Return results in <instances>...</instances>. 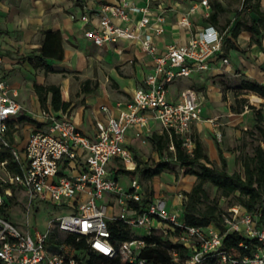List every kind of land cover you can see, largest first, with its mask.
Returning <instances> with one entry per match:
<instances>
[{
  "label": "built area",
  "instance_id": "built-area-1",
  "mask_svg": "<svg viewBox=\"0 0 264 264\" xmlns=\"http://www.w3.org/2000/svg\"><path fill=\"white\" fill-rule=\"evenodd\" d=\"M158 1L159 12L154 16L149 5L137 7L126 0L103 2L97 9L82 5L79 19L86 39L97 46L128 39L152 59L144 86L124 104L115 103L117 115L97 120L93 136L76 126L68 108L45 107L34 117L40 123L29 129L22 144H17L21 105L17 91L6 80L0 56V264H86L89 253L143 264L138 255L147 246L144 236L155 232L164 221L170 230L180 228L177 240L189 252L184 264H199L208 253L218 264H264V216L260 210L248 212L236 203L228 207L224 215L227 230L257 241L251 255L235 256L221 248L223 235L214 226H187L167 211L164 196L147 199L136 177L130 178L125 187L111 168L114 159L124 168H134L136 162L125 145L126 130L136 127L135 135L141 137L150 131L148 119L159 123L160 133L179 137L185 152L192 155L195 142L191 128L201 119V93L187 86L180 91L179 100L172 101L167 98V87L193 70H207L216 57L222 65L228 64L222 56L224 32L213 24L203 26L185 44H168L159 52L154 37L163 33L166 0ZM200 3L209 6L207 0ZM136 12L143 15L133 27L121 25L131 21L130 14ZM179 24L190 26L188 14ZM148 27L151 32L141 35L140 31ZM100 109L108 111L105 105ZM169 149L173 150L172 143ZM20 190L27 200V210L34 201H45L65 203L74 212L56 217L44 232H23L6 216ZM32 209L38 210V206ZM114 222L146 232L113 242L110 224ZM166 235L165 229L163 239ZM78 241L83 242L81 249L74 245ZM171 256L178 262L177 252H171Z\"/></svg>",
  "mask_w": 264,
  "mask_h": 264
},
{
  "label": "crops",
  "instance_id": "crops-1",
  "mask_svg": "<svg viewBox=\"0 0 264 264\" xmlns=\"http://www.w3.org/2000/svg\"><path fill=\"white\" fill-rule=\"evenodd\" d=\"M114 1L116 0H82V2L79 0H0L2 68L6 80L17 91V100L21 105L18 117L19 130L15 136L17 144H22L29 129L40 123L34 118L35 114L42 109L34 91L35 84L58 85L61 88L62 101L70 102L67 108L73 122L88 136L94 135V125L97 120L105 121L108 116L117 115L116 102L124 104L137 88L144 86V79L152 68V59L140 49L138 44L128 39H121L117 43L97 46L83 36V25L79 19L82 5L86 4L97 9L103 2ZM126 1L137 7L149 5L153 16L159 12L158 0ZM200 1L166 0L164 2L163 33L154 37V44L159 52L164 51L168 44H185L203 26L212 24L208 21V17L212 12L210 3L213 0H207L208 7L201 5ZM215 1L225 9L218 14L217 25H213L224 32L222 56L228 59V64L222 65L220 57H216L209 62L207 70H193L189 76L175 79L167 87V98L177 101L183 88L187 86L197 88L201 93L199 100L201 119L192 125V138L194 142L196 140L200 142L202 151L217 166L220 164L218 162L220 150L228 170L230 162L237 157L235 156L237 151L232 149L236 143L235 138L241 136L242 129L251 128L255 122L253 109L245 105L237 109L233 106L234 101L243 94L234 96L229 90L232 87H239L242 81L264 85V30L255 36L259 43L252 40L251 33L246 29H241L236 37H232L229 29L238 12L239 18L248 22L256 21L258 15L250 8H243L241 0ZM260 2L264 4V0ZM260 9L264 10L261 6ZM185 14H188L189 27L179 24L181 17ZM142 15L141 12L131 13L132 20L123 21L121 25L132 24L133 27ZM227 21H229L228 27L221 29L220 27ZM46 30L57 32L60 41L61 58L46 59V63L55 70L54 72H45L41 67L34 68L28 61V58L39 53ZM146 32H151V29L143 28L140 34L143 35ZM17 50L23 53L25 59L13 58V52ZM72 74H76L79 80L71 85ZM86 79L97 81L94 92H81L82 82ZM71 86L72 95L69 92ZM25 90L28 93L23 94L22 101L20 94ZM241 90L244 92V89ZM247 93L249 99L250 95L254 94L249 91ZM258 97L259 101L254 102L260 105L255 107L253 102H250V105L264 115V98ZM25 100L31 101L33 108L29 110L32 112L26 109L28 103L25 104ZM78 102H80L79 105ZM103 105L108 108V111L100 109ZM46 107H51L50 94ZM146 114L149 115L148 112ZM203 116H207V119H203ZM215 119H219L223 124V143L219 144L208 134V132H217L210 124L214 123ZM148 126L150 131L145 132L141 137H136V127L126 130L125 145L132 152L135 162L138 158H145L146 145L150 144L149 136L163 134L160 133V125L157 121L148 119ZM141 138H144L145 142H142ZM229 147L232 151L228 150ZM178 167L179 169L163 170L158 174L159 178L174 180L179 177V187L188 192L195 183V176L184 173L180 175L178 171L183 167L179 165ZM160 184L161 190L165 188L164 186L172 189V186ZM158 195L160 194L155 193L152 198ZM165 199L167 211L175 213L176 217L180 216L183 198L171 200L166 197Z\"/></svg>",
  "mask_w": 264,
  "mask_h": 264
},
{
  "label": "trees",
  "instance_id": "trees-1",
  "mask_svg": "<svg viewBox=\"0 0 264 264\" xmlns=\"http://www.w3.org/2000/svg\"><path fill=\"white\" fill-rule=\"evenodd\" d=\"M241 4L243 8L252 9L258 15V19L256 21L250 20L249 22L241 20L238 12L232 26H230L229 32L232 37H236L241 29H246L251 33L252 40L259 43L255 36L260 34L261 30H264V10L260 9V0H241ZM210 6L212 12L208 17V21L217 25L218 14L225 9L215 0L211 1ZM228 25L229 21L220 28L224 30ZM44 34L39 53L28 58V61L34 68L41 67L45 72H54L55 70L46 63V59L61 58L59 36L57 32L52 30H46ZM90 83L89 79L82 82V93L95 91L97 83L95 82L92 86H90ZM239 88L264 98V85L256 82L242 81ZM34 91L42 108L46 107L49 94L50 106L53 110H64L70 104V102L62 101L58 85L42 86L35 84ZM254 94L250 95V100L259 101V97ZM248 108L254 111L255 122L253 127L259 131L262 137L261 142H264V115H262L260 110H256L251 105ZM149 138L157 152L162 153L166 149L168 160H172L179 166L186 168L184 171L185 175L195 176L196 180L191 189L188 192H184L185 202L179 219L187 226L206 228L212 225L223 235L221 246L223 250L235 256L251 255L257 244L256 239L249 238L236 231L227 230V226L224 223V215L227 214V211L219 207L216 199L209 198L204 188V183L207 182L215 187L221 197L228 199L236 195V202L233 203L239 204L248 212L260 210L262 216H264V146L259 143L254 147L252 155L244 154L235 158V161H239L241 164L242 172H240L239 170H227L226 161L221 155L220 150V164L219 166L213 164L202 151L200 142L197 140L195 141L193 154L189 155L185 152L180 138L174 134L171 137L168 133L152 134ZM170 143L173 145L172 151L169 150ZM139 164L138 160L134 168L127 169L117 159H114L110 165L116 175L125 173L130 178L138 176L140 172L142 178L151 179L163 170L170 169V162L162 159L156 162L153 168L141 169V171ZM162 226L167 230L166 237L163 239L162 234H157L154 231L145 235L144 239L147 242V246L141 250L138 258L144 260L143 264H184V260L188 257L189 252L177 240L180 228L175 226L173 230H170L169 223L165 221L162 223ZM131 229L120 222L111 223V240L115 242L129 239L132 236ZM241 244L244 246H241ZM74 245L77 249H81L83 242H74ZM173 251L178 253V262L173 261L171 256V252ZM86 264H137V262L129 263L120 258V256L107 258L97 253H89ZM199 264H218V261L216 257L212 256V253H208L203 256Z\"/></svg>",
  "mask_w": 264,
  "mask_h": 264
},
{
  "label": "rangeland",
  "instance_id": "rangeland-1",
  "mask_svg": "<svg viewBox=\"0 0 264 264\" xmlns=\"http://www.w3.org/2000/svg\"><path fill=\"white\" fill-rule=\"evenodd\" d=\"M260 6L261 8H264V4H261V2H260ZM13 53H14V57H13L14 59H25V57L23 56V53L19 52L18 50L14 51ZM78 80H79V77L76 74H72L70 84L72 85V83H76V81ZM81 82H79V84ZM94 82H97V81L95 79H92L90 86H92ZM108 84L110 85V82ZM71 88L72 86L70 87L69 92L72 95ZM194 88L197 89L196 87ZM230 89L231 90L229 91H231V93L234 96L243 94L242 97L234 101V105H233L234 108L235 107L236 109L241 108L243 107V105H245L248 108V106L251 104L250 102H253L255 107H258L260 105L257 102L250 101L246 90H244L243 92L239 87H232ZM27 93H28L27 90L21 92L20 99L22 101L24 100L22 98L23 94H27ZM61 98H62V93H61ZM24 103L25 104L28 103V106L26 109L28 111H31L29 110L33 108L31 101L25 100ZM79 104L80 102H78V105ZM75 115L76 116L78 115L77 110L75 112ZM205 117L203 116V119H207V116ZM210 124L212 125L214 129L217 130V132H213V133L208 132L209 137H211L217 144L223 143V136H224V133L222 130L223 124H221L219 119H215L214 123H210ZM261 140H262V137L259 131H257L253 126L251 128L246 127V129H242L241 136L239 138L237 137L235 138L236 143H235L234 148H232L233 151L235 152L237 151V154H235V156L236 155L242 156L244 154L252 155L254 147L257 144L260 143L262 146H264V142H261ZM149 143L150 144L147 143L149 146L146 145L147 148L144 152L145 158H138L140 162L139 164L140 171L141 169L153 168L155 166V163L158 162L160 159L167 160L170 162V170L174 168L179 169L177 163H175L172 160H168L166 149H164L162 153L157 152L153 144L151 143L150 138H149ZM228 150L232 151L231 147H229ZM228 159L230 160V158ZM185 170L186 168L183 167L178 172L181 175L182 173H184ZM232 170H239L240 172H242V167L239 161H235L234 159L233 161L230 162V164L228 165V171H232ZM159 177H160L159 175H155L151 179H145L141 177L140 172L138 173V176H136L138 181L142 184V187L144 189L147 199H151L152 196H154V194L157 193V194L163 195L165 198L166 197L171 198V200L183 198L182 200L184 204L185 202L184 192L185 191L181 189V187H179L178 185L179 177L174 178V180L172 179L167 180L166 178H159ZM129 179H130V176L125 173H121L118 175L119 182L125 187H128ZM160 183H163L164 185L172 186V189L170 187L164 186L165 188L160 187V188H163V190H161L159 189V185H161ZM204 188L210 199L217 200V203L221 209H224L227 211L228 207L231 206L233 202H236V195H233L228 199L221 197L219 193L217 192L216 188L207 182L204 183ZM17 194H18L17 199L12 201V206L9 208V211L6 213V216L21 231L29 232L32 235H33L34 230H38L40 232L46 231L48 228V223L50 221H53L56 217L61 216V215L71 214L74 212L73 209L67 206L65 203H63L62 205H55V204L45 202V201H34L32 208H34L35 206H38V210H33L32 208L27 210V207H28L27 200L25 199L22 190L18 191ZM180 215H181V212H180ZM164 230H165V227L161 225L159 226V228H157V230H155V232L157 234H163ZM145 232H146L145 229L139 228V227H135L131 229L132 236H141Z\"/></svg>",
  "mask_w": 264,
  "mask_h": 264
}]
</instances>
